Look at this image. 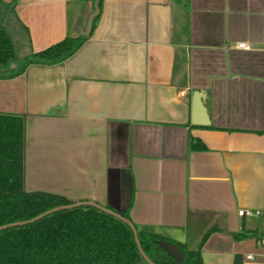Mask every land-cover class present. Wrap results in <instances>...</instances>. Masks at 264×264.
<instances>
[{"label": "crops", "instance_id": "1", "mask_svg": "<svg viewBox=\"0 0 264 264\" xmlns=\"http://www.w3.org/2000/svg\"><path fill=\"white\" fill-rule=\"evenodd\" d=\"M92 12L16 5L34 51L85 32ZM196 91L209 124L192 123ZM0 112L25 119V190L128 210L190 249L214 229L204 264H264V219L238 214L264 209V0H104L73 55L0 79Z\"/></svg>", "mask_w": 264, "mask_h": 264}, {"label": "trees", "instance_id": "2", "mask_svg": "<svg viewBox=\"0 0 264 264\" xmlns=\"http://www.w3.org/2000/svg\"><path fill=\"white\" fill-rule=\"evenodd\" d=\"M91 1L93 13L88 32L67 36L51 46L34 51L29 28L17 16L18 0H0V79L23 74L31 64L53 65L73 55L92 35L104 0ZM25 119L0 112V225L31 219L54 207L73 201L46 191L23 187ZM195 149L205 148L193 144ZM113 209L110 206H106ZM132 220L129 211L121 212ZM209 230L195 249L154 232L139 230L142 248L155 264H204L202 248ZM256 235L242 231L237 240ZM259 236V235H258ZM264 233L258 237L262 239ZM177 244L183 257L177 259L161 244ZM0 264H151L141 254L132 228L122 220L90 205L63 209L33 223L0 230ZM234 264H243L237 254Z\"/></svg>", "mask_w": 264, "mask_h": 264}, {"label": "water", "instance_id": "3", "mask_svg": "<svg viewBox=\"0 0 264 264\" xmlns=\"http://www.w3.org/2000/svg\"><path fill=\"white\" fill-rule=\"evenodd\" d=\"M97 14V12L93 13L90 18H89V21H88V25H87V29L85 32H88L90 30V27H91V21H92V18L93 16ZM192 123L193 124H197V125H206V124H209V120H208V116H207V111H206V107L204 106L203 104V96L200 92L196 91L193 95V108H192ZM82 205H90V206H94L120 220H122L124 223L128 224L133 232H134V235H135V240H136V243L138 245V248L142 254V256L151 264H155L148 256L147 254L145 253V251L143 250L142 248V245H141V242L139 240V236H138V229H137V226L135 225V223L128 219L126 216H124L121 212L115 210V209H111V208H108L106 207L105 205L103 204H100L96 201H93V200H79V201H74L70 204H65V205H60V206H57V207H54L52 209H49L31 219H28V220H24V221H17V222H13V223H9V224H5V225H0V230H3V229H6L8 227H12V226H19V225H25V224H29V223H33L35 221H38L40 220L41 218L49 215V214H52L54 212H57V211H60V210H63V209H71V208H74V207H79V206H82ZM161 244L167 249V251L173 255L174 257H176L177 259H181L183 257V253L180 249V247L173 243V242H170V241H162Z\"/></svg>", "mask_w": 264, "mask_h": 264}, {"label": "built area", "instance_id": "4", "mask_svg": "<svg viewBox=\"0 0 264 264\" xmlns=\"http://www.w3.org/2000/svg\"><path fill=\"white\" fill-rule=\"evenodd\" d=\"M239 48H250V45L245 42L237 43ZM238 214L240 216H256L264 219V209H239ZM262 244H264V237L260 240Z\"/></svg>", "mask_w": 264, "mask_h": 264}, {"label": "rangeland", "instance_id": "5", "mask_svg": "<svg viewBox=\"0 0 264 264\" xmlns=\"http://www.w3.org/2000/svg\"><path fill=\"white\" fill-rule=\"evenodd\" d=\"M87 29V28H86Z\"/></svg>", "mask_w": 264, "mask_h": 264}]
</instances>
